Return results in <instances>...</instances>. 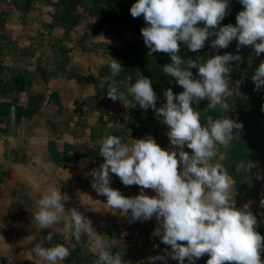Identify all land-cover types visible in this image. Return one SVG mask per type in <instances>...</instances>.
<instances>
[{
  "label": "clouds",
  "instance_id": "9594fccd",
  "mask_svg": "<svg viewBox=\"0 0 264 264\" xmlns=\"http://www.w3.org/2000/svg\"><path fill=\"white\" fill-rule=\"evenodd\" d=\"M240 2L245 7L237 13V22L217 28L228 14L230 0H135L130 11L134 17L143 14L148 22L141 28L146 45L150 51L170 54L171 63L164 64L162 71L175 77L184 90L177 94L167 88L166 103L157 107L151 78L139 74L127 92L132 105L138 102L145 109L151 106L162 118L169 127L170 143L179 146V153L175 147H162L152 135L126 141L118 134H108L97 141L99 153L106 159L99 169L93 170V188L106 195L108 208L121 215L130 212L132 221L150 219L155 214L159 225L154 235H160L161 241L171 246L170 254L179 264H193L204 253L210 254L207 264H264V235L257 231L258 220L250 208L251 202L236 206L234 178L220 159H213L221 147H229L239 135L233 129L243 128L242 121L226 114L230 107L228 98L236 92L229 86V62L239 60V53H217L204 60L187 61L179 54L180 42L198 50L213 35L211 45L217 49L238 38V48L253 45L257 55L264 52V0ZM197 65L199 76L194 77L192 68ZM109 66L113 77L123 67L113 56ZM251 78L257 90L264 87V61ZM107 95L125 103V93L116 80L108 85ZM203 98L208 99V109L221 113L215 118L209 116L206 122H202L201 109L193 106ZM185 145L193 151H186ZM254 166L252 160H242L239 165L247 172ZM110 171L125 185H140V192L133 196L123 194L111 185ZM148 187L155 189L156 194L145 192ZM69 199L61 186L48 185L36 200L35 226H54L56 231L76 240L87 232L89 249L97 256L94 264H126L120 251L113 250L108 236L94 230L82 211L76 207L66 209L64 201ZM61 222L62 227L57 228ZM52 236L53 232H48L44 238L52 240ZM32 250L44 264H65L71 247L68 242L50 246L39 242Z\"/></svg>",
  "mask_w": 264,
  "mask_h": 264
},
{
  "label": "trees",
  "instance_id": "16d2710c",
  "mask_svg": "<svg viewBox=\"0 0 264 264\" xmlns=\"http://www.w3.org/2000/svg\"><path fill=\"white\" fill-rule=\"evenodd\" d=\"M12 1L25 17L33 9L36 0ZM45 2L51 6V11H49L50 20L45 22L44 27L49 33L50 46L54 51L48 59L42 57L37 59L34 75H29L28 72L7 73L9 67L0 60V95L4 97L0 100V134L5 137L16 134L23 128V123L37 116H44L46 105H56L54 116L45 117L44 125L49 136L50 160L56 165L68 167L85 159L96 167L105 159L99 153L100 145L97 143L99 139L108 134H118L126 141L138 138L149 131L153 120L158 117L151 106L145 109L138 102L134 105L131 103L132 97L127 92V88L130 83L135 82L139 74L151 78L157 93V107L165 103L164 92L167 88L171 87L177 94L184 89L176 82L175 77L162 71L164 64L171 63L170 54L164 51H150V46L146 45L141 28L148 22L143 14L134 17L130 11L135 0H45ZM244 7L240 0H230L228 14L215 27L218 28L227 23L235 24L237 13ZM4 22L5 18L0 15V29ZM79 28L81 29L77 32ZM59 29L62 31L59 32ZM127 31L137 34V37L135 39L122 38ZM73 33H77V37L70 45L74 41ZM107 33H113L117 41H121L118 44L106 45L103 50L106 62L96 72H90L86 76L95 92L82 98L81 104L101 113L96 122L90 123L80 112L68 109L62 102L59 91L51 89L48 83L52 78L65 75L73 78L81 74L75 68L76 66L72 65L74 46L77 45L84 51L90 50L93 47L88 41ZM0 39H2L0 44L4 43L5 35L2 30H0ZM212 39H215V35L209 37L204 46L198 50H191L186 42H180L179 54L187 61L188 59L204 60L217 53H239V60L229 62L231 70L228 76L230 79L243 75L238 85L236 82L229 83V86L235 88L236 92L228 98L230 107L226 114L242 121L243 128L234 129L233 132L239 135L234 137L229 147L218 151L217 156L213 158L220 159L233 176V191L236 205L239 206L245 199L250 200L255 197L264 199V108H262L264 87L257 90L255 81L251 78L260 62L264 61V52L257 55L253 45H242L238 48V38H234L227 47L217 49L211 45ZM112 56L123 66L121 72L115 77L112 76L109 66ZM192 71L194 77L199 76L198 65L193 67ZM34 79L43 85V89L30 93ZM113 80L119 82L120 90L125 93L127 107L125 114L116 118L113 123H109L103 118V110L104 102L110 99L107 95V88ZM46 90L49 94H46ZM207 105V98L193 105L201 109L202 122H206L209 116L215 118L221 114L217 109H214L216 112L214 114L207 108ZM159 119L163 129H169L162 118L159 117ZM64 133L72 135L74 141H65L60 145L59 140ZM82 136H85L84 140H80ZM184 148L186 151H193L187 145ZM9 150L6 153L8 154L9 151L18 161H27L28 155L23 145ZM242 160L255 161L259 172H256L253 167L248 172L240 168ZM111 185L119 188L123 194H129V185H125L117 174ZM255 215L258 220L257 231L264 235V216L260 213ZM115 232L119 233L117 230ZM55 242L67 241L61 237L59 232H53L52 240H47L45 246H50ZM89 243L87 232L82 233L79 240L73 238L69 243L70 255L65 258V263L94 264L97 256L96 253L90 251ZM181 243H186V241H181ZM209 255V253H204L202 256L209 257ZM261 259L264 260V248L261 249ZM224 264H236V262L225 261Z\"/></svg>",
  "mask_w": 264,
  "mask_h": 264
},
{
  "label": "crops",
  "instance_id": "0c3cea01",
  "mask_svg": "<svg viewBox=\"0 0 264 264\" xmlns=\"http://www.w3.org/2000/svg\"><path fill=\"white\" fill-rule=\"evenodd\" d=\"M49 11H51V6L45 0H36L31 12L23 17L12 0H0V15L5 18L0 29L5 35L4 43L0 44V60L9 67L7 73L28 72L29 75H34L37 59L50 57L48 54H51L54 49L50 47L49 33L44 27L45 22L50 20ZM58 31L61 32L62 29ZM75 55L73 53L72 65L77 68L81 63L75 58ZM105 62L106 59L96 69L98 70ZM80 76L78 74L68 81L61 79L62 77L52 78L48 83L51 89L59 91L61 100L68 109L76 108L77 102H81V99L84 98L79 80ZM85 80L90 85L87 77ZM42 87L43 85L34 79L30 93H33L34 90L40 91L43 89ZM46 94H49L48 90H46ZM3 98L0 95V100ZM164 102L166 103V99ZM49 106L55 113L56 105L48 104L45 109ZM85 108L88 121L90 123L96 122L101 115L100 111L92 107L85 106ZM103 114V118L105 119L106 116L109 120V115L104 113V110ZM26 127L28 128V124ZM26 133H28L27 130ZM29 134L31 139L25 142L28 154L39 156L43 152V155L49 159L46 160L47 162L41 161L45 160L44 156L37 164L32 163L30 165V162L18 161L14 155H12L13 160L9 159L6 153L8 148L6 137L0 134V264H44L32 249L39 242H43L45 246L47 239L44 237L48 232L59 231H56L54 226L38 229L35 226L33 215L37 207L36 200L50 184L61 186V191L68 193L70 199L64 201L66 209L76 207L82 211L85 217L91 220V226L94 230L108 236L113 250L120 251L126 264H137L138 260H141L143 264H179V261L173 259L170 254L171 246L162 242L160 235H154V229L159 225L155 214L150 219L132 221L130 212L128 215H121L118 210L108 208L106 195L98 193L92 186V181L95 179L94 169L87 164L81 165L74 172H64L61 171V168L56 169V164L48 158L49 136L46 126L32 125ZM70 137L73 138L69 133H64L59 144L62 145L65 141L73 142L74 138L70 141ZM12 140L14 143L9 145V149L18 147L17 140L15 138ZM39 142L43 148L40 151L37 149ZM178 167L179 170L183 169L182 164ZM109 174L112 184L115 180V173L110 171ZM140 190L141 186L133 183L129 185V194L126 193L125 195L133 196L138 194ZM144 191L151 195L156 194V190L151 187L145 188ZM60 224L57 225V228H60ZM104 228L108 230L105 231ZM116 230L119 233L115 232ZM59 233L67 242H72L73 238ZM158 255L165 258L152 259ZM208 258L201 255L196 258L193 264H207ZM185 259L187 260V258Z\"/></svg>",
  "mask_w": 264,
  "mask_h": 264
},
{
  "label": "rangeland",
  "instance_id": "374dc122",
  "mask_svg": "<svg viewBox=\"0 0 264 264\" xmlns=\"http://www.w3.org/2000/svg\"><path fill=\"white\" fill-rule=\"evenodd\" d=\"M81 28H79L77 30V32L80 30ZM77 37V33H73V42L70 44L72 45L74 42H75V38ZM137 37V34L131 32V31H127L122 38H130V39H135ZM108 39L110 42L108 43L107 40ZM121 40H118L116 39L115 35H113V33H107L105 35H99L97 37H94L92 39H90L88 42L89 44H92L91 47H93L92 49L90 50H87V51H84L82 50L79 46H74L75 47V50H74V54L75 55V58H77V60H79V62L81 63V65H79L77 67V69L80 71V82H81V90H82V95L84 97L86 96H90L92 95V93L94 92L92 86H90L89 84H87V81L85 80L86 79V74H88V72H96L97 71V66L106 59V55H105V52L103 51L104 50V47L106 45H111L112 43L113 44H118ZM51 47V46H50ZM52 48V47H51ZM48 55H52V52L51 54L49 53ZM242 75H239V76H236V77H233V78H230L229 79V83H232V82H236V80H240L242 78ZM67 76V75H65ZM61 79H64V80H69L70 78L69 77H62ZM72 99V98H71ZM80 104V106H79ZM105 104V109H104V113L108 114L109 115V123H113L114 120L118 117H120L121 115L125 114V111H126V107H127V102L125 101V103L123 102V99H120V100H112L111 98L109 99V101H105L104 102ZM76 108H73L72 110L74 112H80V114L84 117H87V112L85 113V106L83 104H81V102H77ZM51 107L49 106L48 108L45 109L46 113L44 114V116L40 117V116H37L35 117V119L33 120H30L28 121L26 124H28V128L26 127V124L23 125V128L20 130V132H17L16 134L14 135H10L9 137L7 136L6 137V140H7V147L9 150L10 148V144H13L14 141L12 140L13 138H15V140H17V143H18V147L19 146H24L26 148V154L28 155L26 158H27V161L26 162H30V164L32 163H38L39 160H41L44 156V159L45 160H41V161H46V160H49L47 159V157H45V155H43V152L42 154H39V156H37V154H34L33 156H30L28 153V148L25 144V142L29 141L31 139V135L29 134V131H30V128H32V125H36V126H44L45 125V117H49L50 115L54 116V110L50 109ZM211 112H213L214 114H216L215 110L214 109H211L210 110ZM105 114V115H106ZM88 118V117H87ZM123 124H126V122H123ZM26 130L28 131V133H26ZM168 131L169 129H163V126L160 122V119L159 117H156L153 122H152V125H151V128L149 129V131H147L145 134H143L142 136L138 137V138H141V137H146L148 135H152L156 138L157 142L161 144L162 147H166V148H173L175 147L177 149V153H179V146H175V145H171L170 143V138L168 136ZM29 137V138H27ZM67 138V135L65 136ZM85 139V136L83 137H80V140H84ZM22 140V141H20ZM70 141L73 140L72 137L69 138ZM38 146V148H37ZM36 148L40 150H42V145L41 143L39 142L37 144ZM10 151V150H9ZM8 151V158L9 159H12L13 160V156L12 154ZM45 154V153H44ZM49 158V157H48ZM104 160H102L100 162L99 165H97L96 167H94V164H92L91 162H88L87 160L83 159L78 165L77 164H71L70 166L68 167H63V166H60V165H56L55 168H61L62 170L61 171H64V172H74V171H77L81 165L83 164H87L90 168L92 169H99L102 162ZM47 162V161H46ZM253 169L256 171V172H259V167L255 164V166L253 167ZM248 202H251L250 204V208L251 210L254 212V214H257V213H260V214H263L264 216V204L261 203V199L259 197H255V198H252L250 200H247L245 199L239 206L237 207H242L245 203H248Z\"/></svg>",
  "mask_w": 264,
  "mask_h": 264
},
{
  "label": "built area",
  "instance_id": "2783aa9c",
  "mask_svg": "<svg viewBox=\"0 0 264 264\" xmlns=\"http://www.w3.org/2000/svg\"><path fill=\"white\" fill-rule=\"evenodd\" d=\"M2 41V39H0ZM137 264H143V262L141 260L137 261Z\"/></svg>",
  "mask_w": 264,
  "mask_h": 264
}]
</instances>
